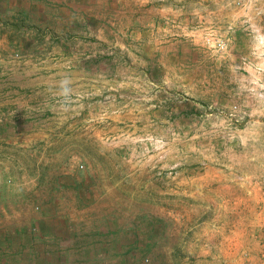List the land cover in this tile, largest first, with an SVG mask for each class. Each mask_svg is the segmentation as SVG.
<instances>
[{"label":"rangeland","instance_id":"obj_1","mask_svg":"<svg viewBox=\"0 0 264 264\" xmlns=\"http://www.w3.org/2000/svg\"><path fill=\"white\" fill-rule=\"evenodd\" d=\"M0 264H264V0H0Z\"/></svg>","mask_w":264,"mask_h":264},{"label":"crops","instance_id":"obj_2","mask_svg":"<svg viewBox=\"0 0 264 264\" xmlns=\"http://www.w3.org/2000/svg\"><path fill=\"white\" fill-rule=\"evenodd\" d=\"M45 234H46V233H45ZM45 234H44V235H41V236H39V237H37V239H38V242L41 243L42 250H43V252H44L43 254L46 255V256H48V255H49L48 252H53V250H52V249H49L50 251H48L47 248H51V247H53V245H57L59 242L61 243L62 241H64V239L62 238V239L60 240V239H59L60 237H58L57 234H55V233H53V232L51 231V234H52L51 238H52V240L50 241L49 244H47L46 242H48V241L45 240V239L47 238ZM35 241H36V240H35ZM33 243H34V240L32 241L31 244H33ZM31 244H30V245H31ZM48 245H49V246H48ZM58 254H63V252H59V251H58ZM29 257H30V255H29ZM31 260H34V258L31 259Z\"/></svg>","mask_w":264,"mask_h":264}]
</instances>
